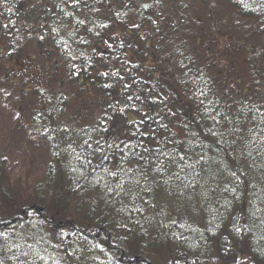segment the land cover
<instances>
[{"label": "trees", "instance_id": "obj_1", "mask_svg": "<svg viewBox=\"0 0 264 264\" xmlns=\"http://www.w3.org/2000/svg\"><path fill=\"white\" fill-rule=\"evenodd\" d=\"M3 93L0 264H264V0H0Z\"/></svg>", "mask_w": 264, "mask_h": 264}, {"label": "rangeland", "instance_id": "obj_2", "mask_svg": "<svg viewBox=\"0 0 264 264\" xmlns=\"http://www.w3.org/2000/svg\"><path fill=\"white\" fill-rule=\"evenodd\" d=\"M229 14L235 11L228 9ZM231 35L221 38L225 43ZM21 62H15L14 69H19ZM0 104V152L8 159L9 172L13 179L20 181L22 186L31 190L33 185L42 177L49 154L45 143L29 124V115L25 110L12 104L11 98L1 94Z\"/></svg>", "mask_w": 264, "mask_h": 264}, {"label": "snow or ice", "instance_id": "obj_3", "mask_svg": "<svg viewBox=\"0 0 264 264\" xmlns=\"http://www.w3.org/2000/svg\"><path fill=\"white\" fill-rule=\"evenodd\" d=\"M144 7H148V5L145 4ZM81 23H83V22L81 21ZM102 27H106V25H102ZM104 75H107V73H104ZM105 87H109V85H105ZM113 175H115V173H113ZM235 230H236L237 232L240 231L239 228H236Z\"/></svg>", "mask_w": 264, "mask_h": 264}]
</instances>
